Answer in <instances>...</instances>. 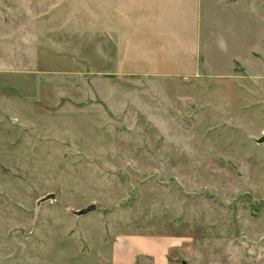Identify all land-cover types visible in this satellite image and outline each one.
<instances>
[{
  "label": "rangeland",
  "instance_id": "obj_1",
  "mask_svg": "<svg viewBox=\"0 0 264 264\" xmlns=\"http://www.w3.org/2000/svg\"><path fill=\"white\" fill-rule=\"evenodd\" d=\"M203 4L199 29L171 11L177 71L108 74L101 0H0V264H98L136 233L264 264V0Z\"/></svg>",
  "mask_w": 264,
  "mask_h": 264
},
{
  "label": "crops",
  "instance_id": "obj_2",
  "mask_svg": "<svg viewBox=\"0 0 264 264\" xmlns=\"http://www.w3.org/2000/svg\"><path fill=\"white\" fill-rule=\"evenodd\" d=\"M104 42L102 71H177L174 68L173 31H169L174 5L193 6L192 19L186 15L183 27H200L203 0H101ZM192 23H190V22ZM187 22V23H186ZM194 26V27H195ZM194 42L201 41L200 33ZM178 52L185 49L177 46ZM197 48L194 49V51ZM190 49H188V52ZM186 52V50H185ZM189 60V53L186 56ZM133 67L126 70L125 62ZM108 61V62H106ZM184 241L172 235L121 234L104 242L98 264H180ZM86 264L88 263L87 260ZM97 264V263H96Z\"/></svg>",
  "mask_w": 264,
  "mask_h": 264
},
{
  "label": "water",
  "instance_id": "obj_3",
  "mask_svg": "<svg viewBox=\"0 0 264 264\" xmlns=\"http://www.w3.org/2000/svg\"><path fill=\"white\" fill-rule=\"evenodd\" d=\"M257 141L258 142H263L264 141V133ZM94 209H96V205H91L88 208L84 209V212H88V211H91V210H94Z\"/></svg>",
  "mask_w": 264,
  "mask_h": 264
}]
</instances>
